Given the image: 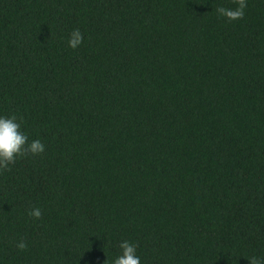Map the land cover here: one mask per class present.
Instances as JSON below:
<instances>
[{"label":"trees","instance_id":"obj_1","mask_svg":"<svg viewBox=\"0 0 264 264\" xmlns=\"http://www.w3.org/2000/svg\"><path fill=\"white\" fill-rule=\"evenodd\" d=\"M13 115L46 151L0 170V264L264 258V0H0Z\"/></svg>","mask_w":264,"mask_h":264},{"label":"clouds","instance_id":"obj_2","mask_svg":"<svg viewBox=\"0 0 264 264\" xmlns=\"http://www.w3.org/2000/svg\"><path fill=\"white\" fill-rule=\"evenodd\" d=\"M246 4L241 2L238 10L233 11L225 8H218L220 15L230 20L242 18ZM83 43V34L76 29L72 32L68 46L77 49ZM46 151L45 144L40 139L29 141V136L22 129L21 122L16 116H0V170H6L10 165H14L18 158L27 155L37 156ZM31 216L39 219L42 215L38 208H34L29 213ZM21 250L27 247L24 243L17 245ZM120 253L112 260V264H142L138 253V245L124 240L119 244ZM250 264H264V258L251 257Z\"/></svg>","mask_w":264,"mask_h":264}]
</instances>
